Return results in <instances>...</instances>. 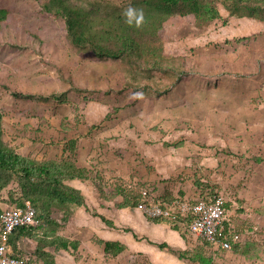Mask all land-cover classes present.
Here are the masks:
<instances>
[{"label":"rangeland","instance_id":"1","mask_svg":"<svg viewBox=\"0 0 264 264\" xmlns=\"http://www.w3.org/2000/svg\"><path fill=\"white\" fill-rule=\"evenodd\" d=\"M198 2L219 18H198L184 7L160 21L156 0H0L8 11L0 24L3 142L48 160L70 158L62 147L72 140L75 158L98 165L108 182L126 177L132 186L142 183L134 166L144 162L166 190L190 187V202L211 197L189 182L200 180L233 205L228 218L246 222L240 230L232 225L233 241L261 243L264 217L235 210L264 207V21L231 15L224 0ZM64 10L78 21L77 36L91 42L73 41ZM116 33L133 40L137 53L97 57L93 46L124 49ZM61 122L71 130L62 131ZM157 124L162 137L150 130ZM19 197L10 183L0 192V211L22 207ZM45 208L47 219L60 221L84 210ZM135 239L139 264H194ZM231 251L207 249L206 264H242Z\"/></svg>","mask_w":264,"mask_h":264},{"label":"crops","instance_id":"2","mask_svg":"<svg viewBox=\"0 0 264 264\" xmlns=\"http://www.w3.org/2000/svg\"><path fill=\"white\" fill-rule=\"evenodd\" d=\"M66 127L63 126L62 122L60 123V129L64 132H69L71 129ZM150 130L160 137L165 133L159 124L153 125ZM70 143H73L72 146L74 149L72 151H69ZM164 147H169V145L164 144ZM62 150L63 153L68 151L71 157L37 161L70 159L78 167L89 171L87 179H74L65 182V185L80 193L84 201V206L75 207L84 210L81 214L79 211L74 212L72 215L70 214L65 221L53 218L47 219L45 217L41 225V233L43 234H40V239L37 241L29 237H18L16 234L11 235L9 247L13 256L30 258L35 264H139L138 262H140L142 254L135 250V244L137 242L135 238H147L150 241H154L156 248L176 258L178 263L188 261L194 264H206L208 261L207 249L217 251V249L214 250V248L208 247L204 242L194 236L197 244L194 246L190 245L187 238L188 235H182L183 226L181 224H176L180 227V230H175L171 224L154 222L146 218L136 208L122 207L121 203L123 198L120 195L114 194L112 184L115 179L126 182V177L120 178L115 176L111 179V182H108V178L99 170L98 165L96 166L94 163V165L91 163L92 165L87 167L83 161L75 158L77 148L75 142L72 140L65 144ZM134 169L143 178L140 179L142 181L140 186L146 190L149 188L151 191L149 193L147 190L150 202L155 203L161 200L172 201L179 197L187 199L190 187H187L188 191L182 188L174 194L172 190H166L159 183V179L161 178L153 177V173L148 174V168L144 162L139 166H134ZM97 174L100 181L96 179ZM189 182L196 191L202 193H205V191L201 189V185H206L207 188L214 189L207 184H202L197 179L189 180ZM239 203L241 205L244 204L243 201ZM229 204V211H231L233 205L231 203ZM246 209H249V211L247 212ZM249 212L253 213L254 216L264 217V207L262 206L235 210L236 214L239 213L238 215H246ZM231 221L236 225L237 229L239 228L238 230L246 225V222H243L242 219H240V223H238L239 220L235 222V218L231 219ZM56 238L64 239L66 241V248L60 245L62 243L56 242ZM70 242L73 245H69ZM105 243H114L115 245L113 249L106 251ZM165 245L167 246L166 248H160V246ZM118 247H122V250L118 251ZM243 249L246 252L231 251L230 255L241 259L242 264L264 263V246L255 245L253 249L246 247ZM213 254L214 259L216 258L217 261H224L221 258V254ZM223 256L226 257L227 254L224 253ZM228 263L226 262V264Z\"/></svg>","mask_w":264,"mask_h":264},{"label":"trees","instance_id":"3","mask_svg":"<svg viewBox=\"0 0 264 264\" xmlns=\"http://www.w3.org/2000/svg\"><path fill=\"white\" fill-rule=\"evenodd\" d=\"M226 4V9L230 11L231 15H237L240 17L248 18H257L261 21H264V0H224ZM186 8V14H192L195 17H203L209 21L219 18L218 11L213 8H205L200 5L198 0H156L155 8L157 11L163 12L165 15L160 18V21L176 15V12L180 14V8ZM66 17V26L69 32V35L73 37V41L76 44H86L91 42L89 37L84 35L77 36L76 26L78 21L75 18H72L68 14V11H62ZM8 17V11L5 7L0 6V24L3 23ZM160 21L156 24H160ZM117 31V30H116ZM116 39L123 44L124 49H122L118 54L110 53V51L103 49L102 47L96 48L93 46L92 50L97 57L105 56L117 58L122 52L126 53H137L134 52L136 49V44L130 38L124 36L123 33H116ZM92 45V44H91ZM120 57V56H119ZM2 120L3 113L0 110V192L6 189L10 183L14 182L18 190L20 191V197L16 201H19V205L23 206L24 201H28L32 208L35 211V226L17 228L11 235L16 234L19 236L32 238L34 241L39 240L41 230H42V221L47 216L48 210L45 206L50 204L67 208L70 206L81 207L84 206V201L80 193L65 185L66 181L80 179H87L89 171L83 168L78 167V165L70 159L62 160H50V161H37L29 157L22 156L18 154L14 147L3 142L2 138ZM73 143H70L69 151H72L74 147ZM71 149V150H70ZM96 179L99 180L98 174ZM100 181V180H99ZM113 191L115 195H120L123 198L121 203L122 207L137 208V205L142 200V188L139 184L129 185L126 184L123 180L115 179L113 182ZM201 189L206 192V194L212 197L217 196L214 193V189L207 188L206 185H201ZM46 187L45 195H35L36 192L42 188ZM10 198L13 201V194L9 192ZM182 199L181 197H179ZM21 202V203H20ZM170 201L161 200L157 202H152L154 204H166ZM224 209L229 211L230 204L223 203ZM9 209V208H7ZM2 211H0L1 215ZM246 213V211H245ZM154 222H160L164 224H171L173 229L180 230L175 222L165 218H159L152 220ZM179 223H184L183 234H187V224L188 219L179 217L176 219ZM186 224V225H185ZM233 223L231 219L222 223V228L220 230L221 236L226 237L227 242L231 245L232 251L246 252L243 248H252L255 245L264 246V238L261 243L246 241L244 243L234 242L233 236L231 234V227ZM45 239V237H44ZM56 242H60L63 248H66V241L61 238H56ZM65 241V242H64ZM72 243L70 242L69 245ZM206 244V243H205ZM73 245V244H72ZM114 243H105V250L113 249ZM207 245V244H206ZM210 247L209 245H207ZM167 246H160V248H166ZM118 251L122 250V247L117 248ZM217 250H224L219 248ZM181 257V256H180Z\"/></svg>","mask_w":264,"mask_h":264},{"label":"built area","instance_id":"4","mask_svg":"<svg viewBox=\"0 0 264 264\" xmlns=\"http://www.w3.org/2000/svg\"><path fill=\"white\" fill-rule=\"evenodd\" d=\"M136 210L148 219L165 218L181 226H184V223H179L176 219L179 217L188 219L187 234L200 239L211 248H222L227 251L231 249L226 237H222L220 232L222 223L228 221V216L223 207V200L218 196L195 202L176 198L166 204H154L149 201L148 191L142 190V200ZM35 225V211L29 202H24L22 207L2 211L0 215V264H35L30 258L13 256L9 247L10 236L17 228Z\"/></svg>","mask_w":264,"mask_h":264},{"label":"clouds","instance_id":"5","mask_svg":"<svg viewBox=\"0 0 264 264\" xmlns=\"http://www.w3.org/2000/svg\"><path fill=\"white\" fill-rule=\"evenodd\" d=\"M133 11H134V10L130 9V10H129V14L131 15ZM140 17H141V18L143 17V13H142V12L140 13Z\"/></svg>","mask_w":264,"mask_h":264}]
</instances>
